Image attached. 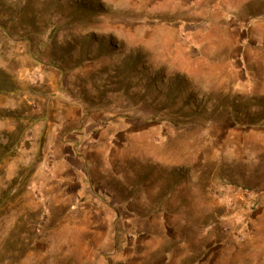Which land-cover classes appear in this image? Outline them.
Returning a JSON list of instances; mask_svg holds the SVG:
<instances>
[{
  "label": "rangeland",
  "instance_id": "1",
  "mask_svg": "<svg viewBox=\"0 0 264 264\" xmlns=\"http://www.w3.org/2000/svg\"><path fill=\"white\" fill-rule=\"evenodd\" d=\"M252 9L0 0V264H264Z\"/></svg>",
  "mask_w": 264,
  "mask_h": 264
},
{
  "label": "crops",
  "instance_id": "2",
  "mask_svg": "<svg viewBox=\"0 0 264 264\" xmlns=\"http://www.w3.org/2000/svg\"><path fill=\"white\" fill-rule=\"evenodd\" d=\"M238 2H239L240 8H243V7L245 8L246 7L249 10V8H251V6L253 7L252 10H254V12L253 13L252 12L251 13H247V15H251V18L252 17H255V20H256L255 22H259V20H264V10H263L264 9V6H263L264 0H238ZM249 22H251V21H249ZM255 22H251L250 24H254ZM244 26L246 28L249 27L248 26V23H246ZM244 33H245L244 34L245 37H243L240 40V48H241V50H243L244 47H247L248 46V40L250 38L248 36V33L247 32H244ZM244 40L246 41V44L242 45L241 44V41H244ZM256 47H258V45ZM246 53H245V55H246ZM243 60H244V66H246L245 68H247L248 67V65H247V59L246 58L245 59L243 58Z\"/></svg>",
  "mask_w": 264,
  "mask_h": 264
}]
</instances>
